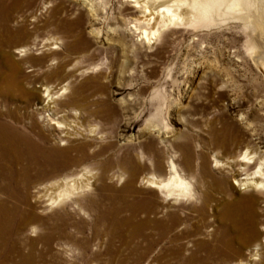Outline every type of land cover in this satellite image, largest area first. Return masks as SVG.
I'll return each instance as SVG.
<instances>
[{
  "label": "rangeland",
  "instance_id": "374dc122",
  "mask_svg": "<svg viewBox=\"0 0 264 264\" xmlns=\"http://www.w3.org/2000/svg\"><path fill=\"white\" fill-rule=\"evenodd\" d=\"M143 12L134 0H19L8 23L13 36L0 32L1 42L10 39L0 61L8 52L20 68L6 106L33 117L43 146L68 150L74 170L93 169L94 195L104 198L110 192L101 184L128 195L122 189L135 169L134 196L182 221L165 241L153 229L137 238H128L129 228L111 235L104 225L97 237L86 230L85 247L66 253L55 241L34 264H264V186L238 183L264 159V71L247 50L252 34L228 19L200 29L169 25L148 41L137 26ZM45 88L53 112L44 109ZM244 154L253 162L243 163ZM170 161L190 181L192 200H164L141 186L142 176H164ZM58 210L37 211L51 226Z\"/></svg>",
  "mask_w": 264,
  "mask_h": 264
},
{
  "label": "bare ground",
  "instance_id": "6f19581e",
  "mask_svg": "<svg viewBox=\"0 0 264 264\" xmlns=\"http://www.w3.org/2000/svg\"><path fill=\"white\" fill-rule=\"evenodd\" d=\"M18 1L0 0V32L12 35V29H9L8 23L11 21V12L16 8ZM134 2L139 4L144 12L149 13L143 20V24H136L141 30L140 35L148 41L159 35L161 30L169 25H184L200 29L216 26L228 19L240 21L243 28L252 34L247 50L253 54L256 63L264 71V39L262 38L264 0H134ZM14 29V32L21 31L16 27ZM22 31L25 33L26 30ZM253 33L258 36L262 34V39H258ZM8 39H2V42L0 40V45L8 46L10 44ZM25 49H18L20 56L25 54L27 50ZM7 53L1 54L0 61V69L3 66L5 70L0 71V264H34L36 258L42 262L49 256L47 254L51 252L55 241L64 252L73 253L72 249L76 244L82 248L86 246L87 241L82 242L86 230L93 232L97 237L103 235L104 232L100 233V230L101 228L104 230V225L114 231L111 235L120 234L121 229L129 228L128 238L145 236L143 234L145 229L155 230L158 238L163 240L168 234L174 232L182 223L178 213L166 212L160 216L162 212L157 209L152 200L145 201L134 196L138 193L134 184L135 169L127 175L128 181L122 189L128 195L117 196V192L114 193V187L101 184L100 191L110 192L104 198V193L94 195L93 183H91L94 179L93 169L74 170L72 166L75 159L69 156L68 150L46 149L43 146L46 136L38 130L37 122L33 117L30 114L19 115L6 106V101L12 98L9 97L7 85L10 82L14 84L20 71L17 62L8 60L10 58ZM44 92L47 99L44 109L52 111L51 91L45 88ZM252 160L253 157L244 154L241 161L247 163ZM168 165L164 176L158 174L142 176L139 180L143 184L141 186L162 194L164 200L179 198L192 200L194 195L190 181L181 175L173 161H170ZM106 173L102 171L98 178L104 179ZM34 179H43V181H39L40 183L36 184L33 191L29 193L28 185ZM238 183L241 189L263 187L264 159L258 164L251 177L242 178ZM55 208L59 209L54 213L56 225L48 226L45 223L48 219H45L37 210L49 212ZM195 209L199 213L204 211L201 205ZM90 213L93 214L92 217ZM227 213L223 216L226 217ZM228 216L230 217L231 214ZM26 233L30 234L31 238L27 237ZM183 233L184 231L175 234V238ZM38 245H40L39 251ZM23 247L27 248L26 253ZM13 254H16L18 259L11 262Z\"/></svg>",
  "mask_w": 264,
  "mask_h": 264
}]
</instances>
